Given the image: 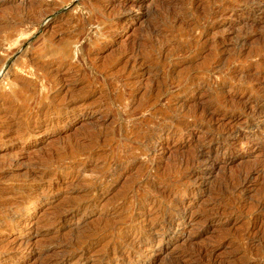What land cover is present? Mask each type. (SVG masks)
Returning <instances> with one entry per match:
<instances>
[{"label": "rangeland", "instance_id": "obj_1", "mask_svg": "<svg viewBox=\"0 0 264 264\" xmlns=\"http://www.w3.org/2000/svg\"><path fill=\"white\" fill-rule=\"evenodd\" d=\"M175 263L264 264V0H0V264Z\"/></svg>", "mask_w": 264, "mask_h": 264}, {"label": "bare ground", "instance_id": "obj_2", "mask_svg": "<svg viewBox=\"0 0 264 264\" xmlns=\"http://www.w3.org/2000/svg\"><path fill=\"white\" fill-rule=\"evenodd\" d=\"M168 1V0H167ZM175 2V1H174ZM167 5V4H166ZM168 5H170V4H168ZM165 6V5H164ZM168 7V6H167ZM166 6L164 7V8H167ZM168 9V8H167ZM166 10V9H165ZM191 253V252H190ZM194 254V253H193ZM192 255V254H191ZM112 256V255H111ZM114 256V255H113ZM188 256V255H187ZM190 256V255H189ZM200 256V255H199ZM179 261H181V259L179 260ZM180 263V262H179ZM181 263H183V262H181ZM176 264V263H175Z\"/></svg>", "mask_w": 264, "mask_h": 264}]
</instances>
